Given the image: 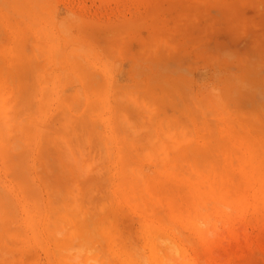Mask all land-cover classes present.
I'll use <instances>...</instances> for the list:
<instances>
[{"label":"rangeland","instance_id":"1","mask_svg":"<svg viewBox=\"0 0 264 264\" xmlns=\"http://www.w3.org/2000/svg\"><path fill=\"white\" fill-rule=\"evenodd\" d=\"M263 19L0 0V264H264Z\"/></svg>","mask_w":264,"mask_h":264},{"label":"bare ground","instance_id":"2","mask_svg":"<svg viewBox=\"0 0 264 264\" xmlns=\"http://www.w3.org/2000/svg\"><path fill=\"white\" fill-rule=\"evenodd\" d=\"M243 9H244V8H243ZM253 10H254V9H253ZM245 12H246V11H245ZM240 13H241V12H240ZM262 15H263V13H262ZM263 20H264V19H263ZM260 24H261V23H260ZM256 29H257V28H256ZM261 33H262V32H261ZM258 37H259V36H258ZM258 43H259V42H258ZM221 44H222V43H221ZM249 44H250V43H249ZM262 44H263V43H262ZM223 45H224V44H223ZM247 45H248V43H247ZM132 46H134V45H132ZM242 46H243V45H242ZM256 46H258V45L256 44ZM256 46H255V47H256ZM262 46H263V45H262ZM220 47H221V46H220ZM255 47H252V49L255 50ZM260 47H261V46H260ZM250 48H251V46H250ZM250 48H249V46H248V49H250ZM258 48H259V46H258ZM246 49H247V48H246ZM248 49H247V50H248ZM252 49H251V50H252ZM259 49H260V48H259ZM127 50H128V49H127ZM247 50H245V51H247ZM129 51H133V49L130 48ZM136 51H138V50H136ZM136 51H135V52H136ZM249 51H250V50H249ZM249 51H247V52H249ZM252 51H253V50H252ZM257 52H258V51H257ZM260 52H261V51H260ZM129 53H130V52H129ZM137 53H138V52L135 53V56H137V55L139 54V53H138V54H137ZM238 53H239V52H238ZM249 53H250V52H249ZM258 53H259V52H258ZM258 53H257V54H258ZM136 54H137V55H136ZM261 54H262V52H261ZM238 55H239V54H238ZM243 56H244V55H243ZM246 56H247V55H246ZM139 57H141V55H140ZM244 57H245V56H244ZM253 63H254V62H253ZM256 63H257V62H256ZM257 64H258V63H257ZM258 65H259V64H258ZM251 66H252V65H251ZM254 66H255V65H254ZM255 67H256V66H255ZM257 67H258V66H257ZM253 69H254V68H253ZM252 71H253V70H252ZM254 71H255V70H254ZM257 71H258V69H257ZM248 73H249V71H248ZM249 75H250V73H249ZM249 75H248V76H249ZM251 75H252V74H251ZM252 77H253V76H252ZM248 78H249V77H248ZM253 80L255 81L256 79L253 78ZM253 80H252V81H253ZM249 81H250V80H249ZM252 81H251V82H252ZM251 82H249V83H251ZM253 83H254V82H253ZM253 83H252V84H253ZM251 92H252V91H251ZM160 93H161V92H160ZM249 93H250V92H249ZM237 94H238V93H237ZM247 94H248V92H247ZM253 95H254V94H253ZM255 95H256V94H255ZM236 96H238V95H236ZM244 96H245V95H244ZM238 97H239V99H240L241 95L238 96ZM252 97H253V96H252ZM253 98H254V97H253ZM247 99H248V98H247ZM253 100H255V98H254ZM243 101L245 102L244 99H243ZM240 102H241V101H240ZM249 103H250V101H249ZM258 103H259V102H258ZM244 105H246V103H245ZM250 106H253V105L250 104ZM254 107H255V106H254ZM178 108H179V107H178ZM241 108H242V107H241ZM241 108H240V109H241ZM255 108H256V107H255ZM257 108H260V107H257ZM179 109H182V108L180 107ZM179 109H178V110H179ZM242 109H243V112H244V108H242ZM262 109H263V108H262ZM256 110H257V109H256ZM260 110H261V109H260ZM183 111H184V110H183ZM177 112H178V111H177ZM179 112H180V116H181L182 111L180 110ZM240 112H241V111H240ZM243 112H241V113H243ZM247 112H248V111H247ZM261 112H262V110H261ZM263 112H264V111H263ZM241 113H240V114H241ZM248 113H249V112H248ZM244 114L246 115V113H244ZM256 114H258L257 111H256ZM260 114H261V116L259 115V117L262 118V113H260ZM242 115H243V114H242ZM245 115H244V116H245ZM247 115H248V114H247ZM247 115H246V116H247ZM254 115H255V114H254ZM254 115H253V116H254ZM246 116H245V117H246ZM245 117H244V118H245ZM255 117H257V115H256ZM248 118L250 119V115H249ZM253 119H254V118H253ZM256 119H257V118H256ZM254 121L257 122L258 120H257V121L254 120ZM252 122H253V121H252ZM255 124H256V123H255ZM199 130H200V129H199ZM200 131H201V130H200ZM68 153H70V152H68ZM68 158L70 159V156H68L67 158H65V161H66V159H67V162L71 163V161H70ZM58 159H59V158H58ZM58 159H57V160H58ZM57 160H56V162L59 161V160H58V161H57ZM68 160H69V161H68ZM56 164H57V163H56ZM81 165H82V164H81ZM86 166H87V165H86ZM86 166H84V167L86 168ZM82 167H83V166H82ZM87 167H88V166H87ZM68 168H69V167H68ZM85 168H84L83 171H85ZM69 169H70V168H69ZM79 169H83V168H80V166H79ZM77 171H78V169H77ZM77 171H73V172H74V175H76L75 172H76V173H78V172L80 173L82 170H81V171L79 170L78 172H77ZM68 173H70V172L68 171V172H67V175H69ZM71 175H72V174H71ZM69 176H70V175H69ZM70 177H71V176H70ZM72 177H73V176H72Z\"/></svg>","mask_w":264,"mask_h":264}]
</instances>
